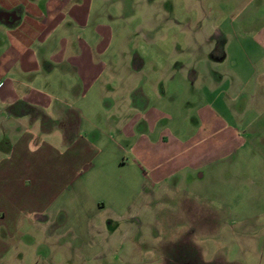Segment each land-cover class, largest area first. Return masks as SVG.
<instances>
[{"label": "crops", "instance_id": "obj_1", "mask_svg": "<svg viewBox=\"0 0 264 264\" xmlns=\"http://www.w3.org/2000/svg\"><path fill=\"white\" fill-rule=\"evenodd\" d=\"M119 9V2L109 0H0V264H116L119 259L132 264V253L142 251L135 232L152 211L157 218L162 215L163 199L173 191L232 194L245 185L251 190L250 212L238 211L241 216L235 221L238 225L252 218L255 227L248 231L242 225L237 234L258 238L262 232L264 238L260 227L264 224V82L257 80L264 76V61L255 75L248 57L242 55V44L253 51L255 43L234 42L245 63L242 69L237 60H229L227 51L216 59L207 54L214 51L207 32L198 40L202 53L189 39L193 47L186 52L175 50L171 40L172 48L165 54L157 24L142 22L134 30L140 25L158 38L147 39L154 52L144 59L126 51L132 16H120ZM173 56L187 61L143 67L145 61L162 62ZM180 92L187 95L178 105L168 101L155 114L147 107V93L161 99ZM180 107L187 116L177 115ZM55 120H66L65 127L53 129ZM96 132L102 138L116 133L123 139L136 132L147 170L135 166L138 205L130 203L119 212L109 208L108 221L100 218L82 234L61 228L60 222L52 229L54 215L67 209L33 198L45 188L32 192L36 182L31 167L38 172L50 166L30 165L28 158L45 149L62 156L71 145L58 152L45 141L79 137L80 149L91 148L93 160L75 174L99 162L102 166L94 168L108 189L110 170L123 169L125 162L117 165L115 148L87 143L84 134L92 133L96 141L100 139ZM248 161L255 164L253 173ZM29 194L36 202L29 200ZM104 205L108 208L94 200L93 215ZM186 205L193 217L197 212L206 214V203ZM73 210L71 217L79 218L78 200ZM230 212L235 216L234 209ZM117 252L123 253L122 258L116 257Z\"/></svg>", "mask_w": 264, "mask_h": 264}, {"label": "rangeland", "instance_id": "obj_2", "mask_svg": "<svg viewBox=\"0 0 264 264\" xmlns=\"http://www.w3.org/2000/svg\"><path fill=\"white\" fill-rule=\"evenodd\" d=\"M111 1L120 3L121 9L117 10L120 16H132V29L128 35L130 42L126 47L128 54L132 53L146 59L154 52V48L149 47L146 42L151 37L154 40L158 39L156 35L140 25L134 30L136 23L146 22L157 24V31L161 33L158 37L162 36L165 54L172 48L173 40L175 41V50L184 48V52H186L188 47H193V42L187 43L189 39H194L196 49L198 47L202 49L198 40L204 38L205 32H207V34L210 33L208 37L214 46V51L212 53L207 51V54L216 59L222 52L227 51L229 60H237L242 69H245V63L241 62L240 54L237 53L239 45H235L234 42L242 40V43L243 41L255 43L253 51L242 44L245 50L242 55L248 57L250 66L255 69L253 71L255 75L259 74V69L261 70L260 64L264 61V44L262 43L264 39V0H109L110 3ZM209 27H212L211 31H209ZM200 48L197 51L202 53ZM169 59L164 58L162 62L145 61L143 67L149 70L153 63L160 68L167 63L173 62L176 65L181 61H187L183 56L179 59L176 56ZM173 59H177V62ZM199 63V61L194 62L195 65ZM210 74L212 75L211 72ZM213 79H215L214 76ZM257 80L264 82V76H259ZM183 85L185 87L181 88L185 89L187 83ZM185 93L180 92L174 97L163 95L161 99L147 93V107L154 109L151 112L155 114L157 110H160L159 106L168 103V101L174 100L178 105L183 95H187ZM187 99L189 102L193 101L190 98ZM194 100L197 101L196 97ZM176 112L179 116L188 115V112H185L182 107L177 108ZM93 118L98 120V116ZM65 121L55 120L52 128L63 129ZM158 121L159 119H157V123ZM85 126L87 125L85 124ZM92 136V133L84 134L89 145L95 144L97 147L106 145L105 147L110 150L115 148L114 155L117 165L120 160L125 162L123 169L110 170L112 184L110 183L108 189L104 188L102 175L94 168V165L102 166L99 162L81 175L75 174L79 171V167L82 168L86 165L88 159L93 160V157H90L91 148L80 149L79 137L73 139L74 136H70L68 141L60 139L51 140L52 142L45 141L54 146L58 152H63L65 145H71V149L62 156L45 149L43 152L37 153L35 157L28 158L30 165L50 166L48 170L46 168L38 172H34L35 168L31 167L32 178L36 182V188L32 192L36 191L37 187L45 188L37 190V195L33 198L50 200L48 203H54L53 207L64 206L67 209V212H60L58 216L54 215L50 225L52 229L56 228V224L60 222L62 227H58L73 228L82 234L90 229V226L94 225L98 219L103 218L108 221L110 218L109 208L119 212L128 209L130 203L134 207L138 205L139 190L137 188L138 179L134 173L135 166L142 167L145 172L147 170L144 168V156L136 145V132L132 137L126 139L120 138L116 133L102 138V135L96 132V137L100 138L96 141H92ZM180 136H183L182 132ZM79 150L81 151L80 159ZM246 165L248 171L252 172L255 164L248 161ZM248 176L250 177L251 173ZM43 182L44 186H38ZM43 191L46 193L43 194ZM30 194L27 197L33 201ZM76 200L79 201V218H72ZM94 200L103 201L108 208H105V205L103 208L99 207L98 213L94 216L95 209L93 210L91 206ZM251 200V190L245 185L236 189V192L232 194L224 190L222 193L218 190L208 195H190L183 191L170 192L169 196L163 199L162 215L158 216L160 218L158 219L156 212L152 211L147 216L145 224L144 221L142 222V228L135 232L142 251L132 253L129 260L133 262L132 264H264L262 232L258 238L251 234H237L238 228L242 225L249 227L248 231L255 227L252 218L238 225L235 221L241 216L238 211H241L242 214L247 210L250 212ZM187 202L206 203L204 205L206 214L197 212L194 217L191 216L188 214L190 207L187 208ZM233 209L235 216L230 212ZM260 227L264 228V224H260ZM184 229H188V231ZM80 239L81 237H79ZM122 254V252H117L116 257L122 258ZM102 255L100 256L104 259ZM101 261L108 262L107 259H101ZM109 261L113 263L111 259ZM115 263L129 264L124 261L120 262V259Z\"/></svg>", "mask_w": 264, "mask_h": 264}]
</instances>
